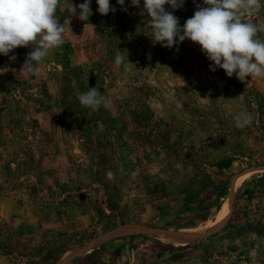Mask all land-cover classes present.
Segmentation results:
<instances>
[{
  "label": "rangeland",
  "instance_id": "1",
  "mask_svg": "<svg viewBox=\"0 0 264 264\" xmlns=\"http://www.w3.org/2000/svg\"><path fill=\"white\" fill-rule=\"evenodd\" d=\"M69 2L84 0H59L64 43L34 72L19 74L30 48L0 55V264H264V79L155 43L130 0H91L84 21ZM198 4L166 10L182 26ZM91 87L98 111L77 99Z\"/></svg>",
  "mask_w": 264,
  "mask_h": 264
},
{
  "label": "clouds",
  "instance_id": "2",
  "mask_svg": "<svg viewBox=\"0 0 264 264\" xmlns=\"http://www.w3.org/2000/svg\"><path fill=\"white\" fill-rule=\"evenodd\" d=\"M185 0H130V5L140 9L146 16L144 28L151 32V39L163 47L172 48L184 40L199 45L201 52L211 61L209 70L222 69L227 77L234 74L240 81L246 78L264 79V22H245L243 13L257 12L264 6L261 0H202L204 6L196 5L194 14L180 25L179 18L168 9L183 7ZM91 0L73 5L67 4L70 17L78 16L82 21L91 15ZM96 11L107 15L112 11L109 0H96ZM123 6L125 0H117ZM59 0H0V55L7 56L17 47H28L31 51L20 72L31 74L42 64L49 51L64 43V25L56 18ZM127 11L126 8L123 9ZM69 23V21H68ZM127 59V55H126ZM125 62L119 50L114 58L115 66ZM128 62V60H127ZM129 63V62H128ZM81 106L98 111L109 101L91 87L77 97ZM253 116L241 112L233 117L237 128L250 125ZM109 179L114 174L109 171Z\"/></svg>",
  "mask_w": 264,
  "mask_h": 264
},
{
  "label": "bare ground",
  "instance_id": "3",
  "mask_svg": "<svg viewBox=\"0 0 264 264\" xmlns=\"http://www.w3.org/2000/svg\"><path fill=\"white\" fill-rule=\"evenodd\" d=\"M226 206V205H225ZM222 210V209H221ZM226 217H227V209H226V207H224V210L220 213V215H219V217H218V219H217V222H216V224H214L215 226L213 227V228H215L214 230H216V229H218L222 224H223V222H224V220L226 219ZM171 239L174 241V242H176V243H178V244H180V245H183V244H185V241H187V240H184V239H182L181 237H177V236H171Z\"/></svg>",
  "mask_w": 264,
  "mask_h": 264
}]
</instances>
